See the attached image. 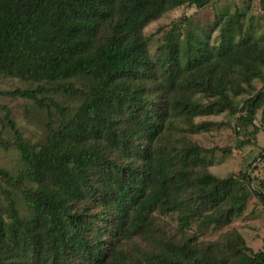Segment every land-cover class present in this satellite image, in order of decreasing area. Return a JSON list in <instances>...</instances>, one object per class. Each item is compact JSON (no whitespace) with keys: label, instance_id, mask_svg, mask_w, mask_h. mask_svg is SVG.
Returning <instances> with one entry per match:
<instances>
[{"label":"trees","instance_id":"16d2710c","mask_svg":"<svg viewBox=\"0 0 264 264\" xmlns=\"http://www.w3.org/2000/svg\"><path fill=\"white\" fill-rule=\"evenodd\" d=\"M210 1L0 0V75L37 84L0 94L34 102L36 109L47 111L45 127L50 132L35 148L10 119L9 108L0 104L24 166L16 176L0 169V176L15 184L23 179L36 183L34 189L22 191L23 204L32 210L28 219L19 215L12 192L5 191L0 264H127L115 256L111 259L102 237L120 236L129 219L140 224L158 206L180 208L174 197L184 190L195 192L203 203L226 202L228 208L204 214L183 206L185 214L178 219L182 228L191 226V218L198 221L196 228H204L241 215L249 196L245 174L198 176L196 167L203 161L197 154L200 147L173 153L159 143L171 108L180 105L193 112L188 101H172L175 88L211 93L216 109L222 110L232 108L234 96L253 87L264 66V36L260 43L250 37L235 40L242 25L231 17L222 23L213 52L199 41L202 46L183 61L168 34L157 59V76L142 33L170 8L183 4L201 8ZM259 2L264 10V0ZM78 76L89 78L91 88L58 87L65 95L82 94L83 100L69 119L54 128L50 108L61 117L66 108L51 97L47 102L38 97L43 92L39 84ZM151 86L154 93L148 90ZM261 89L246 100L245 114L238 117L245 125H253L264 102V81ZM228 92L236 95L231 98ZM253 194L264 200L257 190ZM88 199L92 204L99 201L106 211L96 215L91 206L80 208ZM238 240L244 243L241 237ZM244 250L236 264H264L263 251ZM173 251V258L157 257L148 264H230L211 257L201 261L190 246Z\"/></svg>","mask_w":264,"mask_h":264},{"label":"rangeland","instance_id":"374dc122","mask_svg":"<svg viewBox=\"0 0 264 264\" xmlns=\"http://www.w3.org/2000/svg\"><path fill=\"white\" fill-rule=\"evenodd\" d=\"M231 17L239 18L242 25L235 40L250 37L251 40L259 43L262 41L264 10L261 9L259 0H211L201 8L183 4L166 10L157 19L149 22L142 33L157 76L159 73L157 59L165 50L168 34L172 35L180 58L185 61L190 53L196 52V48L202 46L199 41L207 44V52H213L220 42L219 32L222 23ZM188 48L190 51L187 50ZM236 74L234 73L235 81L238 80ZM263 81L264 66L261 77L252 81L253 87L248 92H239L237 95L228 92L231 98L232 94L236 95L232 99L233 107H223L222 110L216 109L215 98L211 93L199 88L184 91L175 88L171 92L172 101L174 103L188 101L193 112L191 114L186 112L180 105L171 108L163 126V138L159 143L160 147L173 153L184 152L193 146L200 147L202 151L197 154L203 161L196 167L198 176L209 173L217 178H225L230 175L241 177L245 174L249 178L246 182L249 196L241 215L231 216L226 223L220 225L212 223L204 228L201 226L196 228L194 224L198 221L191 218V226L182 228L178 219L185 214L182 210L183 206H190L204 214H219L228 208L226 202L221 205L203 203L195 192L184 190L174 197L180 208L172 205L158 206L140 224H135L129 219L120 236L104 235L102 239L111 253V259L115 256L117 261L127 264H148L149 261H156L157 257L173 258L175 247L190 246L201 261L210 260L211 257L236 264L239 251H245L244 247L264 252V200L253 194V190H257L264 196V130L262 129L264 102L255 113L253 125H245L244 121L238 119L245 114L246 100L258 90L262 91ZM39 85L43 88V92L38 97L46 102L47 97H51L61 107L66 108L64 117H61L54 107L50 108L51 118L53 117L51 124L57 128L62 119H69L83 100L82 94L65 95L58 87L70 85L86 91L91 88L92 82L85 76H78L61 82L43 81ZM166 85L165 81L164 91ZM35 87H37L36 83L0 75V91ZM148 90L154 93V86L149 87ZM0 104L9 108L10 119L16 123L26 142L34 145L35 148H40L46 142V137L50 133L45 127L48 121L47 111H40L34 107V102L17 96L0 94ZM4 114L5 110L0 107V169L10 176H16L23 172L24 166L14 144V137L4 122ZM35 187L36 183L29 179H23L15 184L3 180L0 176V211L5 213L4 206L8 203L5 191H11V198L19 215L28 219L32 210L23 204L22 191L32 190ZM79 206L80 208L91 206L90 212L96 215L106 211L99 201L92 204L89 199ZM238 237H241L244 243H241Z\"/></svg>","mask_w":264,"mask_h":264}]
</instances>
